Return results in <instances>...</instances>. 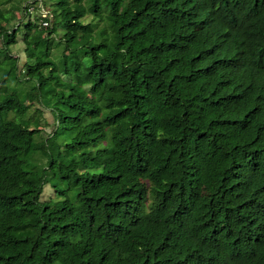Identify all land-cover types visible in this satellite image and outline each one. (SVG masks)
I'll return each instance as SVG.
<instances>
[{"label":"trees","instance_id":"1","mask_svg":"<svg viewBox=\"0 0 264 264\" xmlns=\"http://www.w3.org/2000/svg\"><path fill=\"white\" fill-rule=\"evenodd\" d=\"M49 12L20 65L0 11V264H264V0Z\"/></svg>","mask_w":264,"mask_h":264},{"label":"rangeland","instance_id":"2","mask_svg":"<svg viewBox=\"0 0 264 264\" xmlns=\"http://www.w3.org/2000/svg\"><path fill=\"white\" fill-rule=\"evenodd\" d=\"M27 1V2H26ZM43 1V0H41ZM26 3H32V5L37 4V2H40V0L33 2V0H9L8 2H3V0H0V11L2 12V15L5 18H9L11 17L13 20L10 23L11 26H14L15 24H22V22H25L26 20L32 21V23H37V27L35 29L32 28H28L26 27L25 29L20 26L17 32V43L14 44L11 47V55H13V57H16L18 59V63L21 65L25 62L26 56L25 54H34L35 53V49L34 48H26L24 49V44L22 42L23 38L28 39L32 34L36 33L37 31H39L41 28H43V26H41L39 24V21L37 20V15L35 13V11L30 14L28 17L26 16L25 13L22 12V7L24 6V4ZM55 2V0H44V2L42 3L43 7L46 10H52L53 8V3ZM28 8V6H27ZM27 12V9H26ZM90 20V17H86L84 19V22H88ZM50 26V24H49ZM50 29V28H49ZM48 29V30H49ZM47 30V31H48ZM26 31V32H25ZM44 33H47V31H45L44 29L41 30ZM60 36H61V32L57 31L54 35H52L51 37L53 38V41H58L60 40ZM52 53L55 55V57H57L58 51H55V48H53ZM74 56H71V59H73ZM1 85V82H0ZM43 94H46L48 92L47 88H41L40 91ZM33 106L31 107L30 111H33ZM43 115L44 117L49 121V123L51 124L52 119L51 116L49 114L48 111L44 110L43 111ZM49 128L45 127L44 130H46V132L48 131ZM51 170H49L48 175H50ZM51 195V192L49 190V187L47 186L44 189V194L42 196V199H47V197H49ZM61 206V204H57V205H52L53 208H59ZM74 212L73 216H68L67 218H65L66 222L71 221L78 212V206H73L71 208Z\"/></svg>","mask_w":264,"mask_h":264},{"label":"built area","instance_id":"3","mask_svg":"<svg viewBox=\"0 0 264 264\" xmlns=\"http://www.w3.org/2000/svg\"><path fill=\"white\" fill-rule=\"evenodd\" d=\"M35 11L36 15L40 17V25L43 27H48L49 26V19H51V15L49 10H46L42 3L39 2L35 5L29 4L27 8V13L26 14H32Z\"/></svg>","mask_w":264,"mask_h":264}]
</instances>
